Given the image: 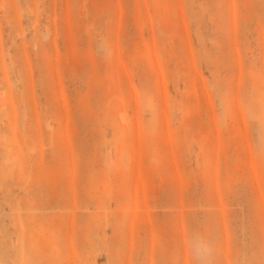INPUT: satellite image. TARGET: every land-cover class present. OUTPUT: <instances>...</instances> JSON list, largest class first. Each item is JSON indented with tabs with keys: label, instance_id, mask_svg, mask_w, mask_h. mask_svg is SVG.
<instances>
[{
	"label": "rangeland",
	"instance_id": "obj_1",
	"mask_svg": "<svg viewBox=\"0 0 264 264\" xmlns=\"http://www.w3.org/2000/svg\"><path fill=\"white\" fill-rule=\"evenodd\" d=\"M27 262L264 264V0H0V264Z\"/></svg>",
	"mask_w": 264,
	"mask_h": 264
},
{
	"label": "bare ground",
	"instance_id": "obj_2",
	"mask_svg": "<svg viewBox=\"0 0 264 264\" xmlns=\"http://www.w3.org/2000/svg\"><path fill=\"white\" fill-rule=\"evenodd\" d=\"M13 211H15V210H13ZM16 216H17V215H16ZM16 216H15V217L13 216L14 219L16 218ZM28 217H29V215H28ZM29 218H31V217H29ZM32 218H34V217H32ZM16 220H18V218H17ZM18 222H19V221H17V223H18ZM15 223H16V222H15ZM15 223H14V224H15ZM17 223H16V226H17ZM16 226H15V227H16ZM16 237H17V236H16ZM17 238L19 239V237H17ZM32 238H34V239L36 240V236H35V237H32ZM18 239H16V241L13 240L14 242H13L12 244H13L14 247L17 248L18 251L21 252V251H22L21 247H20L19 245H16V244L19 243V241H18V243H17V240H18ZM31 240H32V239H31ZM15 242H16V244H15ZM42 243H43V242H42ZM31 244H32V243H30V247H31ZM33 244H34V243H33ZM33 248H34V247H33ZM37 248H38V247H37ZM41 249H42V248H41ZM31 252H32V248H31ZM31 252H30V253H31ZM38 252H39V251H38ZM32 253H33V252H32ZM33 254H34V253H33ZM33 254H32V255L30 254V255L28 256V258H30V256H31V258H33ZM38 255H39V254H38ZM30 260H32V259H30ZM27 261H29V259H27ZM29 262H31V261H29ZM27 264H30V263L27 262Z\"/></svg>",
	"mask_w": 264,
	"mask_h": 264
}]
</instances>
